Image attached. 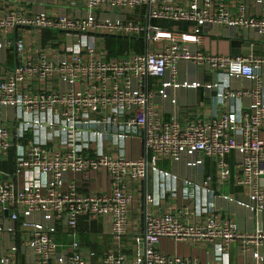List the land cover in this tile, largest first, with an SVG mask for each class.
Segmentation results:
<instances>
[{
	"label": "built area",
	"instance_id": "built-area-1",
	"mask_svg": "<svg viewBox=\"0 0 264 264\" xmlns=\"http://www.w3.org/2000/svg\"><path fill=\"white\" fill-rule=\"evenodd\" d=\"M59 1L71 11L59 16L46 10L0 12V55L13 48L20 57L7 75L0 70V119L6 110L18 111L14 132L0 125V161L15 153V172L0 171L5 180H0V264H231L235 244L243 264H264V231L242 233L235 220L220 218L207 186L183 180L195 201V219L184 220L185 211L145 212L143 232L132 234L128 208L133 197L125 189L149 171L177 183V171L162 170L159 163L179 165L185 151L213 159L224 183L235 154L236 182L250 190L242 203L252 213L264 212V56L253 54L256 44L264 43V0ZM160 20L170 27H159ZM17 28L52 31L60 39L45 46L38 35L32 42L12 41L9 35ZM106 37L142 39L145 52L108 58ZM206 39L238 41L240 55L203 51ZM182 64L212 72L213 81L181 80ZM232 77L254 79L257 86L233 90ZM198 87L215 94L213 106L224 105L225 111L182 123L180 91ZM244 98L251 100L249 110ZM160 103L170 109L169 121ZM130 139L141 141L145 152L124 155ZM106 143L120 153L107 152ZM31 172L33 177L20 181ZM89 173L105 174L111 188L80 193L71 176ZM145 201L159 204L153 194ZM83 220L100 221L104 234L119 245L101 255L84 246ZM127 236L133 255L121 252V238ZM164 238L210 245L213 258L165 255L159 250Z\"/></svg>",
	"mask_w": 264,
	"mask_h": 264
},
{
	"label": "crops",
	"instance_id": "crops-1",
	"mask_svg": "<svg viewBox=\"0 0 264 264\" xmlns=\"http://www.w3.org/2000/svg\"><path fill=\"white\" fill-rule=\"evenodd\" d=\"M0 0V12H5L8 9L27 11V12H40L46 10L48 14L52 16H59L65 14L71 8L59 0ZM46 1V3L44 2ZM29 2V3H27ZM43 30L33 31L27 28H17L13 33L9 35L10 40L15 41L21 37L28 39L29 42L33 41V38L38 35L44 45ZM55 33V32H53ZM57 34V33H55ZM59 36V34H57ZM215 39L205 40L203 51L212 53H221L222 47L223 54L231 55V46L228 41L225 43ZM264 42V38H263ZM213 44L217 46V50L213 49ZM263 50V49H262ZM264 55V51L262 52ZM262 54H260L262 56ZM2 65L0 70L5 68V75L9 71L13 70L17 63L20 61V57L15 53L13 48L4 50L1 53ZM28 60H36L34 56L27 58ZM1 74H3V72ZM179 78L181 80L198 81L200 84H205L213 81L212 72L208 70H202L196 68L194 70H188L186 64L180 66ZM160 83V81L158 82ZM230 86L233 90L238 89H252L256 88L257 83L254 79L249 78H230ZM35 90L39 89V86L33 87ZM206 92L203 87L182 89L180 91V121L185 123L189 120L207 119L211 117V114L215 110H219L220 113L225 111L224 105L213 106L211 96ZM158 102H160L157 99ZM251 100L249 98L243 99V106L249 110ZM163 119L169 121L171 115L170 109L160 103L159 106ZM18 115V111L14 109L6 110L2 119H0V125L8 126L12 132H14V118ZM210 115V116H209ZM27 141H25V144ZM106 151L111 152L114 155L120 153L118 148H114L113 145L106 143ZM144 147L141 141L137 139H130L124 146L123 154L127 157L138 156L144 153ZM235 154L230 156V167L232 173L230 178L220 183L218 178V169L216 162L205 156L204 154L197 153L195 151H185L181 154L179 165L173 164L170 161H161L159 167L165 171H177L179 179L177 183L173 181L166 182L160 177H157L151 171L148 172L147 177L140 183L125 186V189L133 197V203L128 208V215L130 223L128 225L129 234L133 232H143L144 230V217L145 212L153 214H170L179 213L180 211L189 212L187 215H183L184 220H193L194 216V202L191 198H188L187 192L183 186V180H189L193 183L201 186H207L211 194L207 196L210 198L211 204H213L217 215L222 218H231L235 220L238 231L242 233H253L258 230L264 231V212L259 216V213H252L242 203L250 190L249 188L242 187L237 184L238 170L235 167ZM0 171L7 173L15 172V153L12 150L6 161H0ZM35 172L24 174L21 178V182H26L33 177ZM76 184L78 190L82 194H95L96 192H107L111 188V183L107 176L102 173H89L86 175L71 176ZM1 182L5 181L0 178ZM168 183V184H167ZM261 190L264 191V178H261ZM167 184V185H166ZM169 185V187H168ZM148 194H153L157 197L158 206L154 207L146 203L145 198ZM200 199L205 198V194L200 191ZM202 200V201H203ZM6 216V215H5ZM8 217V216H6ZM131 236V235H130ZM130 236L121 238V243L124 244L122 253L127 255H133L135 250H132V242ZM60 239V237L58 236ZM95 239V240H93ZM80 240L84 246L95 250L99 255L110 252L114 247L118 246L120 242L114 241L113 237L107 236L103 232V226L100 221L89 224L86 221L80 223ZM239 244H235L231 249V264H243L245 259L239 253ZM161 253L168 256H179L186 258H195L200 261H210L213 258V253L210 245L197 243L194 240L175 241L173 239L164 238L159 245ZM21 264H26L24 260Z\"/></svg>",
	"mask_w": 264,
	"mask_h": 264
},
{
	"label": "rangeland",
	"instance_id": "rangeland-1",
	"mask_svg": "<svg viewBox=\"0 0 264 264\" xmlns=\"http://www.w3.org/2000/svg\"><path fill=\"white\" fill-rule=\"evenodd\" d=\"M157 23V22H156ZM170 23L166 20H160V22L158 23L159 27L162 28H168L170 27ZM182 29H186L188 27V24L183 22L181 24ZM43 35H44V46L45 44L50 41V40H55L56 42H58L57 40H59V36L55 33H53L52 31H48V30H43L42 31ZM108 46H107V51L109 53L108 58H112L115 56L112 55H117V54H123V53H127L130 51H137L139 49V43L137 42V40H131V39H127V38H117V37H106ZM216 40V39H215ZM219 41L225 43L226 40L225 39H220ZM218 41L216 40V43ZM57 49L61 48V45H57L56 46ZM217 46L215 47V44H213V49L217 50ZM223 48H220V52L223 53ZM95 240V239H93Z\"/></svg>",
	"mask_w": 264,
	"mask_h": 264
},
{
	"label": "water",
	"instance_id": "water-1",
	"mask_svg": "<svg viewBox=\"0 0 264 264\" xmlns=\"http://www.w3.org/2000/svg\"><path fill=\"white\" fill-rule=\"evenodd\" d=\"M230 46H231V55L232 56H238L240 55V51H239V47L241 46V43L238 42V41H232L230 43ZM263 49V50H262ZM264 51V43L263 44H256V47L254 48V51H253V54L255 56H259L260 55V51ZM262 56H264L262 54ZM262 213H259V216H261ZM141 248H143L144 246H140ZM140 254H142V252H140Z\"/></svg>",
	"mask_w": 264,
	"mask_h": 264
},
{
	"label": "trees",
	"instance_id": "trees-1",
	"mask_svg": "<svg viewBox=\"0 0 264 264\" xmlns=\"http://www.w3.org/2000/svg\"><path fill=\"white\" fill-rule=\"evenodd\" d=\"M117 38H122V37H117ZM127 39H131V40H137V42L139 43V49L136 51L138 53H144L145 52V43L144 41L141 39H137V38H127ZM106 44L108 46V43H107V40H106ZM124 54V53H123ZM119 55H122V54H117V55H112V56H119Z\"/></svg>",
	"mask_w": 264,
	"mask_h": 264
}]
</instances>
